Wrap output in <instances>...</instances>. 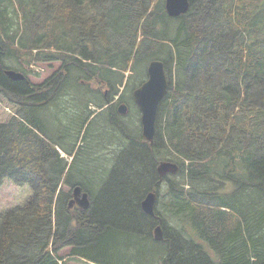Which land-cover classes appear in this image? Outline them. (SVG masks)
Masks as SVG:
<instances>
[{
    "label": "trees",
    "instance_id": "1",
    "mask_svg": "<svg viewBox=\"0 0 264 264\" xmlns=\"http://www.w3.org/2000/svg\"><path fill=\"white\" fill-rule=\"evenodd\" d=\"M163 1L0 0V95L19 110L0 125V187L9 180L32 191L0 213V264H66L59 253L65 248L68 257L92 264H264V0H190L176 36L151 57L164 62L169 79L154 143L124 132L129 144L98 195H89L87 210H70V194L65 199L58 190L74 177L83 180L74 172L79 149L67 165L57 150L62 142L54 140L66 120L51 115L45 127L37 113L76 75L144 74L139 37L163 44L169 35ZM6 58L61 60L63 69L42 85L24 73V81L14 82ZM131 75L110 95L130 107L131 89L145 80L144 74L133 84ZM79 88L85 91L74 95L87 118L73 119L74 140L90 134L88 103L101 97L99 86ZM164 160L180 170L163 186L157 166ZM152 192L154 217L142 212ZM157 226L163 242L152 237Z\"/></svg>",
    "mask_w": 264,
    "mask_h": 264
},
{
    "label": "rangeland",
    "instance_id": "2",
    "mask_svg": "<svg viewBox=\"0 0 264 264\" xmlns=\"http://www.w3.org/2000/svg\"><path fill=\"white\" fill-rule=\"evenodd\" d=\"M164 5H166V0L163 1ZM165 11V10H164ZM190 11V10H189ZM170 18V17H169ZM171 19L168 26V38L165 43L158 44V40L154 37L149 36H140L139 42L141 41V45L137 51V60L142 63V69L144 70L145 80L140 83L139 85L135 86L134 89H131L134 92L136 89L139 88L140 85L144 84L148 79L147 69L151 62V57H155L154 55H161L164 48L169 46L170 38L172 39L175 37L178 26L180 25V18ZM152 40V41H151ZM138 42V44H139ZM123 47L119 44V48ZM55 52V51H54ZM36 55V51L33 53ZM33 60V59H32ZM156 60V58H154ZM160 61V60H159ZM138 62V67L135 69L134 72L141 71V64ZM5 68L12 70L15 72H22L27 76V79L34 85H42L51 77L55 76L59 71L63 69V62L61 60H50L48 58H42V60H38V58L34 59L32 63H28L27 59H23L21 64H19L15 59L6 58L3 62ZM25 65V68H24ZM169 65V64H168ZM115 70V69H114ZM114 70L111 69L106 71V77L100 76L99 72L94 69V72L97 73V77L95 79H88L83 75H76L74 80L69 82L63 89H61L59 95L56 99L52 102L43 104V107L37 113L38 119L41 121L43 119L45 121V127L50 125L48 120V116H55L57 115L61 122L63 123L65 120V125H59L57 128L58 133L60 134V138L55 136L54 140L56 142H62V145L57 146L58 153L60 154L61 159L67 163V165L73 162L75 153L79 157L77 158V164L74 168V172H82L84 174L83 183H84V191H87L89 195L97 196L100 192V188L104 180L106 179L110 168L113 166V162L115 161L117 155L126 148L129 144V136L140 134L142 135V124H141V117L142 113L140 112L139 107L134 102V97L132 99V107L128 103H119L117 99L118 96H115L114 99L110 98L111 93H114L116 90H120V92L125 88V82L123 79H126L128 75L133 74L134 77L132 78V83H139L143 78L144 74H134L133 71L126 73L125 76L123 75L122 70H116L117 74L114 76ZM172 77L173 83L176 82V73L175 67L173 65L172 68ZM131 75V77L133 76ZM98 79L102 80V86L100 84L94 85L95 81ZM99 86V91L101 92V97H99L97 102L89 101L88 103V111L94 112V115L89 120L90 122V134L86 135L85 138L82 139L80 134L79 139H75L72 136V133L75 131V127H73V119L77 121L83 122L87 118V111L83 109L82 104L78 103L77 97L74 95L75 91H85V89H80V86ZM129 88L132 87L128 86ZM169 92V91H168ZM106 94V97L105 95ZM83 101L89 97L88 94H79ZM92 96V95H91ZM167 97V96H166ZM76 98V99H75ZM38 101V99H34V101ZM113 100H115L113 102ZM108 101H112L108 103ZM97 103L99 105H97ZM126 105L128 108V112L126 115L119 114L118 108L120 105ZM104 106L106 110H102L100 106ZM19 114V110L10 105L7 99L0 95V125L7 124L10 119L15 118L16 115ZM41 117V119H40ZM42 123V121H41ZM58 124V121L56 122ZM67 127L69 130V134L67 135ZM124 132H127L129 136H126ZM132 133V134H131ZM67 136V137H66ZM66 137V138H65ZM54 142L53 140H51ZM55 143V142H54ZM73 154V157L70 156ZM173 160V159H172ZM172 160H164L172 163H177ZM183 160V159H182ZM76 161V159H75ZM186 163V160H185ZM178 166H180L177 163ZM85 168L86 171H85ZM158 168V166H157ZM180 170V169H179ZM158 173V172H157ZM178 174V172H177ZM175 174V175H177ZM75 175V174H74ZM173 175V176H175ZM159 176V175H158ZM166 178V177H165ZM161 179V184L164 186V181ZM78 179V177L72 178V185H76L79 182H82ZM72 185L66 184L63 182L58 190L61 193L67 195L65 199L68 197L69 194L74 191L75 189ZM190 186H187L189 188ZM232 187V186H231ZM227 188V186H226ZM225 188V189H226ZM82 189V190H83ZM190 189V188H189ZM231 189L230 187L228 188ZM233 189V188H232ZM81 190V189H80ZM86 192V193H87ZM73 194V193H72ZM32 195V191L28 186L25 187H18L14 185L11 181L5 180L4 184L0 187V213L14 208L16 206L21 205L24 203L30 196ZM90 198V196H89ZM90 202V201H89ZM70 204V202H68ZM91 203V202H90ZM91 205V204H90ZM77 207V206H75ZM78 208V207H77ZM156 208V207H155ZM82 211V210H81ZM163 230V228H162ZM155 232V230H154ZM153 232V236H154ZM164 235V233H163ZM162 235V236H163ZM152 236V237H153ZM154 241L155 238L153 237ZM164 241V236L163 240ZM157 242V241H156ZM70 248L63 249L60 253L63 257H65L66 264H92L83 259H76L73 257H68V252ZM216 260H218V256L214 255Z\"/></svg>",
    "mask_w": 264,
    "mask_h": 264
},
{
    "label": "water",
    "instance_id": "3",
    "mask_svg": "<svg viewBox=\"0 0 264 264\" xmlns=\"http://www.w3.org/2000/svg\"><path fill=\"white\" fill-rule=\"evenodd\" d=\"M190 0H166L165 11L168 17L172 19L180 18L189 12ZM164 62L152 61L147 69L148 79L140 85L133 93L134 102L139 107L142 113V135L141 137L145 142L150 144L154 143L156 135L157 114L160 104L168 95L169 80L166 73ZM9 80L14 82L24 81L26 76L23 73L15 72L12 70L5 71ZM121 115H126L128 108L122 104L119 106L118 111ZM157 174L160 179L168 177V175H175L179 172V166L172 162L162 161L157 168ZM77 186L73 189L72 199L69 201V209H74L77 206L81 210H87L90 207V198L88 193H82V189ZM157 193H149L142 202V212H145L150 217L155 216V207L157 205ZM163 230L159 226L155 229L154 238L157 242L163 240Z\"/></svg>",
    "mask_w": 264,
    "mask_h": 264
},
{
    "label": "flooded vegetation",
    "instance_id": "4",
    "mask_svg": "<svg viewBox=\"0 0 264 264\" xmlns=\"http://www.w3.org/2000/svg\"><path fill=\"white\" fill-rule=\"evenodd\" d=\"M73 193V192H72ZM72 193L70 195V200L72 199ZM82 193H86V191L82 190ZM89 195V194H88Z\"/></svg>",
    "mask_w": 264,
    "mask_h": 264
},
{
    "label": "bare ground",
    "instance_id": "5",
    "mask_svg": "<svg viewBox=\"0 0 264 264\" xmlns=\"http://www.w3.org/2000/svg\"><path fill=\"white\" fill-rule=\"evenodd\" d=\"M183 16H184V15H183ZM152 61H155V60H152ZM152 61H151V62H152ZM157 61H159V60H157ZM161 62H162V61H161ZM2 64H3V63H2ZM3 66H4V65H3ZM168 80H169V79H168ZM168 91H169V90H168ZM161 227H162V226H161Z\"/></svg>",
    "mask_w": 264,
    "mask_h": 264
}]
</instances>
